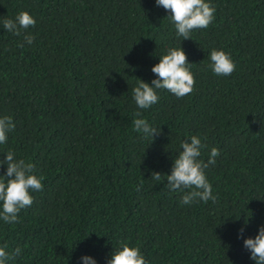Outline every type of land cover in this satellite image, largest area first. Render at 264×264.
Segmentation results:
<instances>
[{"label":"trees","instance_id":"obj_1","mask_svg":"<svg viewBox=\"0 0 264 264\" xmlns=\"http://www.w3.org/2000/svg\"><path fill=\"white\" fill-rule=\"evenodd\" d=\"M211 3L215 20L181 41L193 91L159 90L158 103L139 110L160 129L150 142L133 130L131 91L154 78L157 55L180 46L163 7L0 0V19H36L24 47L0 26V115L15 123L0 160L14 150L44 177L18 222L0 223V243L23 249L17 264H77L85 253L106 264L121 242L138 245L149 264H254L238 231L254 236L264 224V0ZM214 48L231 55L229 76L208 67ZM190 135L202 138L205 161L220 150L206 170L214 203L181 205V192L150 177L170 173Z\"/></svg>","mask_w":264,"mask_h":264},{"label":"clouds","instance_id":"obj_2","mask_svg":"<svg viewBox=\"0 0 264 264\" xmlns=\"http://www.w3.org/2000/svg\"><path fill=\"white\" fill-rule=\"evenodd\" d=\"M155 5L163 7L169 13L167 17L175 30V36L180 39V46L169 47L163 54L157 55L158 62L151 66L154 78L150 83L139 79L131 91L132 101L137 109L132 120L133 130L141 139L150 142L160 129L145 119L139 110H147L158 103L159 90H166L176 98H182L193 91L195 81L191 71L192 62L187 60L181 41L192 39L195 30L207 29L215 20L216 12L211 0H155ZM35 24V17L28 11H20L14 17L0 19V26L6 32L23 36L19 47L33 44L35 36L28 30ZM208 59V67L216 76H229L235 69L231 55L223 49H212ZM14 128L11 116L0 115V145L8 142L9 134ZM205 147L199 135H190L180 140L178 150L172 158L170 173L162 176L159 171H151V179L157 183L166 179L169 192H181V205L209 201L214 203L217 197L213 193L206 170L210 165L216 164L220 150L215 146L211 147L205 161L201 155ZM0 165H6L4 173L0 174V223L14 225L18 222L20 211L32 205L33 193L42 190L44 177L34 171L33 163L18 157L11 149L4 152ZM243 232L244 227H241L238 237L243 238V247L248 250L250 259L254 264H264V224L258 226L254 236H243ZM22 252L20 246L10 247L7 242L0 243V264H17ZM77 264L98 262L94 256L85 253L77 258ZM106 264H149V261L138 245L121 242L113 249Z\"/></svg>","mask_w":264,"mask_h":264}]
</instances>
